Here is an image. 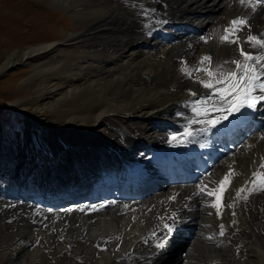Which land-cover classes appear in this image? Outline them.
<instances>
[{"label":"bare ground","instance_id":"1","mask_svg":"<svg viewBox=\"0 0 264 264\" xmlns=\"http://www.w3.org/2000/svg\"><path fill=\"white\" fill-rule=\"evenodd\" d=\"M55 1L61 3L66 0ZM68 4L72 6L77 18L78 31L71 33L67 41L82 38V43H90L84 50V55L79 56L81 61L78 62V66L83 70L69 75V84L61 91L49 78V74L59 73L60 64L63 62L61 58H57V62L47 61L45 65L40 62L34 71L43 79V86L48 88V91H42L43 96L54 93L57 95L61 92L65 95L77 93L99 105L87 115L63 117L75 126L76 123L91 124L90 131L85 133L87 139L85 145L89 147L84 150L91 148L93 141L97 145L94 148L98 151L94 154L90 153L86 159L88 164H85V158L78 159L67 149L63 153L52 149L49 152L58 163L48 169L36 168L35 170L40 169L41 173L38 172L39 174L36 173L35 176L31 168L36 161H33L30 149H25L21 150L14 173L10 174L7 166L0 169V172H6L10 177L12 191L15 193L25 191L28 195L37 198L36 209L23 203L26 202L25 199L20 202V198H17L11 201L15 204V211L11 210L12 208L4 213L0 211L4 218L10 215L20 221L19 228L17 227L15 231L17 235L14 233L17 236L15 242L35 245L33 250L26 253L25 261L31 263L32 259L39 258V254L44 253V249H39L36 244L37 235L32 234L38 232V235L43 233L45 236L43 242L53 236L55 241L53 239L50 241L55 242L60 250H63L66 244L56 236L69 234L65 236L69 237L67 239L71 243H75L76 252L84 256V259L95 260L92 264H230L234 260L242 261L243 256L248 252L261 259L260 264L264 263V193H254L247 201H236L232 208L224 207L219 217L209 215V212L214 213L215 209L206 207L207 200L200 195H194L197 188L192 186L163 189L155 195L140 200V196L146 195L149 191L144 188L141 194L137 193L139 201L126 192L112 206L105 207L100 212L88 213L92 208L94 196L101 188L100 186L93 188L97 186L98 180L103 179L107 174L120 175V165L133 156L154 157L162 154L177 143L171 141L173 135L181 137L187 119L192 115L190 107L185 106L186 102L196 100L190 92L199 94L206 90L197 83L196 76L207 79L203 73L194 74L192 78L184 76L180 71L181 62L193 68L204 55L212 57L213 66L223 60L238 58L237 45H222L216 37L224 34L223 29L232 19L244 15L250 17L251 34L258 35L264 32V7L252 14L250 9L241 7L238 0H224V2L222 0H71ZM141 4L148 9H155L154 13H150V17H155L153 25L163 26L161 22H156L157 19L185 18L192 24L199 25L201 35L190 37L181 35L167 43L162 41L159 35L152 33L146 35V28L143 25L152 24V21L144 17L138 7H133ZM198 5L205 6L199 9ZM196 7L198 11H195ZM248 34L247 28L237 33L244 48L249 47L243 44ZM201 37L212 38L205 43ZM58 49V44L45 43L24 52L17 51L12 53L0 67L21 60L30 62L36 53L48 55ZM97 59L102 61L103 68L98 67ZM116 61L120 62L118 69L115 67ZM113 66L119 71L117 74L111 72ZM232 67L234 66L225 65L227 69ZM95 68L105 73L110 71L112 74L109 73V77L108 74L102 77L96 74ZM49 70L51 73L48 74ZM165 112L176 117L178 120L174 123L183 127L175 129L173 125L161 122L159 119L165 117ZM118 116L125 118L121 120ZM113 118L119 119L123 142H118L115 138H106L104 132L99 129L100 124L106 125L107 120L113 121ZM65 136L70 137L71 141H82L78 133L75 135L67 133ZM262 136L264 129L253 137H248L244 143L241 141L239 143L243 144L241 147L225 157L202 178L203 184L212 186L229 172V166L235 173H239L231 178L224 197L225 205L233 203L236 190L245 186V181L252 176V169L264 155ZM62 142L59 139L58 144L61 145ZM108 144L116 147V155L112 156L114 149ZM52 148L55 149V146ZM11 154L12 151L9 155ZM65 157L66 160L62 159ZM205 157L214 164V155L210 157L206 154ZM6 158L0 154V161ZM28 164H31L29 168ZM64 171L66 173H63ZM94 175L95 180L86 181ZM31 178L35 181L29 183ZM72 181L75 190L78 182L84 187L81 193L83 197L73 195L68 187V182ZM34 183H36L35 190H29L28 188ZM32 192L38 194H31ZM54 193L62 194L52 196ZM172 196L175 199L169 200ZM66 197L74 199L66 201ZM7 198L15 199L11 196ZM51 201L56 202L51 203ZM127 202L136 203L127 204ZM12 203L10 205H13ZM173 212L179 217L177 223L186 224L188 228L186 234L180 233V236L187 241V246L178 248L176 243H173L175 241V232H173V236L170 235L163 248H156V237H153L152 233L155 230L157 236L163 234L160 230L162 222L158 218L164 217V222L171 223L166 218ZM62 219H66V232L52 230L51 233L47 223L55 220L56 224L64 226L63 222L57 223ZM32 220L34 223L29 224ZM221 224L224 225L225 233L222 237H218L215 233L217 226ZM82 237L84 240L81 239ZM18 254L19 252L15 250L10 257L15 259ZM98 255L100 257L97 259ZM70 262L72 261L68 260L66 264Z\"/></svg>","mask_w":264,"mask_h":264},{"label":"rangeland","instance_id":"2","mask_svg":"<svg viewBox=\"0 0 264 264\" xmlns=\"http://www.w3.org/2000/svg\"><path fill=\"white\" fill-rule=\"evenodd\" d=\"M68 2L71 3V0H66L61 3H57L55 0H0V66L3 63L5 64L12 53L17 51L24 52L29 48L45 43H55L58 44L59 47V49L52 54L41 55L36 53V55L31 58L30 62L29 60H21L9 64L6 67H0V154L7 157L3 161H0V169L3 168V166H7L10 174L14 173V168L17 165L18 158H20L21 150L30 149L29 151L33 157V161H36L35 163L32 161L35 165L31 168L35 176H37L36 173H41V168L48 169L58 163L49 152L52 149L60 153H63V151L67 149L69 152L74 153L76 158H85V164H88L86 162L87 156L90 153L94 154L96 153L95 151H98V149L94 148L97 145L93 141L91 142V148L87 149V151L84 150L89 147V145H85L87 141L85 133L86 131H90L91 124L88 125L84 122L86 125H83V123H76L77 126H75L63 117L66 115L84 116L99 107V105H96L92 100L81 97L80 94L77 93L74 95H65L61 92L60 94L57 93V95L54 93L53 95L47 94L43 96L42 91H48V88L43 86V79L40 78V75L35 74L34 71V69L39 66L40 62L45 65L47 61H49V63L57 62V58H61L63 62L60 64L59 73L49 74L51 71H48L51 83L57 84L58 90L61 91L63 87L69 84V75L78 70H83V68L79 69L78 66V62L81 61L79 56L84 55V50L87 49L90 43H82V38L67 41L71 33L78 31L77 18L71 8L72 6L69 5ZM222 2H224V0H222ZM198 6L200 9L205 5ZM198 8L196 7L195 11H198ZM97 61H99V64L96 62L94 63L98 64V67L103 68L102 66L104 64L102 61L100 59H97ZM118 66L120 67V62L116 61V69L119 68ZM116 69H114L113 66L111 72L117 74L119 71ZM94 70L97 71L96 74L102 75V77H105L107 74L109 77V73H111L110 71L109 73H105L103 70H100V72L97 68ZM114 70H116V73ZM118 118L124 120L123 118L125 117L118 116ZM119 119H114L113 121L107 120L108 123H106V125L100 124L99 129L104 132L106 138H115L118 142H123L121 140L123 139L121 137L122 133L119 129ZM67 133L68 135H75V133L80 134L82 141H71L70 137L65 136ZM59 139L63 141L61 145L58 144ZM52 146H55L56 150L52 148ZM110 146L114 149L112 156L116 155V147L114 145ZM41 147L45 152L44 154L41 153ZM90 150H92V152H90ZM11 151L12 154L9 155ZM107 153L110 154V152ZM62 159L66 160V157ZM27 166L29 168L31 164ZM36 168L40 169L35 170ZM63 173H66V171ZM94 178L95 175L89 177L86 181L91 182ZM0 180L9 181L10 177L6 172L1 171ZM36 183L31 184L32 187L28 189L34 191ZM68 183V187L73 191L74 188H76L73 181ZM79 185L80 182H78L77 186ZM0 187L7 191L12 188V186L9 185H0ZM40 187L43 188L44 186ZM4 191L5 190H1L0 195L3 194ZM31 194H38V192H32ZM56 194L57 193H54L52 196ZM11 201H14V199L7 202L5 199L0 198V211L2 213L11 208V210H16L15 204ZM53 202L56 201H51V203ZM11 203L13 205H10ZM13 217L14 216L11 217L9 215L5 217V219L4 216L0 214V264H66L68 260L72 262L67 264H92V261H95L84 259V256L76 252V248L74 247L75 243H71L70 240L67 239L69 237L65 236L69 234L56 236L57 239L63 240V243L66 244L64 249L60 250L56 244H54L55 242L52 243L50 241L53 239V236H50V239L49 237L46 238L43 242L45 236H43V233L38 235V232H33L32 234L37 235L36 244L39 246V249H44V253L39 254V258L32 259L31 263L25 261L27 260L26 253L33 250L35 245L33 243L26 245L23 242L20 244L15 242V238L17 237L15 231L19 228L18 224L20 221L17 220L18 218L15 219V217ZM59 222H63L64 226L56 224L55 220L47 223L51 233H53V231L66 232V219H62L61 221L58 220L57 223ZM32 223H34V220L29 224ZM55 226L57 228L60 227L59 229L61 231L59 229L57 230ZM19 236H22V234H19ZM81 239L84 240L83 237ZM49 246L51 249H49ZM15 250L19 252V254L14 259L10 256ZM99 257L100 255L96 258L98 259ZM9 258H11V260ZM260 260L261 259H257L255 255L248 252L243 256V262L234 260L230 264H260Z\"/></svg>","mask_w":264,"mask_h":264},{"label":"snow or ice","instance_id":"3","mask_svg":"<svg viewBox=\"0 0 264 264\" xmlns=\"http://www.w3.org/2000/svg\"><path fill=\"white\" fill-rule=\"evenodd\" d=\"M241 7L250 9L252 14H255L258 9L264 7V0H238ZM138 7L140 13L149 18L151 21L150 13H154L155 9H148L144 5H133ZM250 17L248 15L240 16L232 19L229 25L223 29V35L216 37L220 44L237 45L239 57L231 60H223L216 63L213 66V60L210 55H204L198 61V65L193 68H189L182 63L180 68L181 73L192 78L194 74L203 73L207 79L196 76L197 83L206 90V93L202 94L199 98L193 101L186 102V107H190L192 115L187 119V125L185 126L183 137H192L195 133L190 130L192 124H201L198 131H209L210 128L220 124L222 120H227L230 115L234 113H240L242 109H255L257 104L264 101V32L258 35L251 34V25L249 23ZM160 23V21H156ZM150 23L143 25L145 28H149ZM248 29L249 34L244 39L243 44L248 45L253 52L245 51V48L241 44L240 37L237 33ZM212 37H201L205 43ZM225 65H233L231 69L225 68ZM193 97L197 96L196 92H190ZM210 111L217 112V115L213 120L203 119L201 117H207ZM227 113V114H225ZM264 139V136L261 137ZM171 141L181 143L176 135L171 137ZM170 141V142H171ZM264 157H261V162L256 171L252 173V176L245 181V186L236 190L233 197V203L225 205L224 192L227 190L228 184L231 183V178L235 173L229 166V172L216 183L215 187L209 188L207 184L197 185V191L194 195H206L212 197V201L207 205L215 212H210L209 215L221 216L224 207L232 208L235 206L236 201H247L249 196L254 193H264ZM227 182V183H226ZM175 197H169V200H174ZM95 208V206H93ZM104 207V205H100ZM235 215V213H233ZM158 219L162 222L160 230L162 235L157 236L156 231L152 233L153 237H156L155 247L163 248L178 226L177 213L173 212L166 219L171 223L164 222V217ZM219 234L224 235V225L221 224ZM211 238V237H209Z\"/></svg>","mask_w":264,"mask_h":264}]
</instances>
